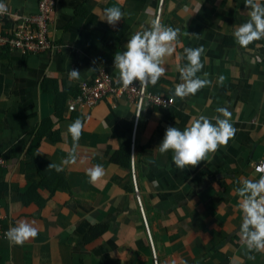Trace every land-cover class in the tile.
<instances>
[{"label": "crops", "instance_id": "1", "mask_svg": "<svg viewBox=\"0 0 264 264\" xmlns=\"http://www.w3.org/2000/svg\"><path fill=\"white\" fill-rule=\"evenodd\" d=\"M2 1L13 15L39 12V0ZM113 5L124 13L115 27L101 20ZM244 5L245 0H56L50 50L3 51L0 221L4 231L21 220L32 222L38 236L23 246L0 236V264H157L156 255L159 264H264V252H249L239 236L243 213L236 189L243 179L260 178L253 165L264 159V40L248 49L236 43L235 27L248 19ZM156 18L180 29L181 45L167 58L165 75L148 86L175 103L146 105L138 117L129 96L107 95L71 110L81 82L102 70L117 82L114 55ZM4 24L6 33L14 22ZM200 46L206 61L197 75L208 73L211 84L182 100L174 95L182 82L177 65L187 63L180 59L184 47ZM73 69L79 79H69ZM218 107L231 113L236 134L210 162L181 171L171 151L159 153L168 127L183 131L193 118L219 115ZM76 119L84 129L74 145L68 127ZM73 149L74 164L59 172L48 167L61 165ZM116 153L120 161L113 159ZM97 164L105 174L91 183L87 172Z\"/></svg>", "mask_w": 264, "mask_h": 264}, {"label": "clouds", "instance_id": "2", "mask_svg": "<svg viewBox=\"0 0 264 264\" xmlns=\"http://www.w3.org/2000/svg\"><path fill=\"white\" fill-rule=\"evenodd\" d=\"M244 6L248 9V19L235 27L233 36L240 48L248 49L253 43L264 40V2L245 0ZM7 13V5L0 2V15ZM123 16L120 7L113 5L104 9L101 20L115 27ZM180 34L179 28L166 26L159 18L153 19L147 28L141 26L140 30L131 35L125 45L126 50L114 55L117 82L125 89L134 82H139L141 89L149 84L155 86L165 75L167 58L172 57L181 45ZM205 51L203 46L183 48L180 59H186L187 63L177 65L182 82L175 86L176 97L183 100L210 86L208 73H203L204 78L197 75L205 66ZM68 75L69 79L80 78V72L75 69L70 70ZM220 81H223V77H220ZM216 112L219 115L211 118L205 115L193 118L183 131L177 127H168L157 147L159 153L167 154L171 151L173 163L181 171L187 167L195 168L202 161L210 162L219 148L226 147L236 134L228 109L218 107ZM83 129L84 124L80 119L69 125L68 132L74 145L78 144ZM76 159L73 149L61 165L50 164L48 167L59 172L63 170V165L74 164ZM104 174V169L99 164L89 168L87 172L91 183H96ZM236 192L239 196L238 207L243 213L239 231L242 246L249 252H264V175L256 180L243 179ZM6 236L12 244L23 246L38 236V229L34 223L21 220L7 231Z\"/></svg>", "mask_w": 264, "mask_h": 264}, {"label": "built area", "instance_id": "3", "mask_svg": "<svg viewBox=\"0 0 264 264\" xmlns=\"http://www.w3.org/2000/svg\"><path fill=\"white\" fill-rule=\"evenodd\" d=\"M0 2H3L0 0ZM4 3V2H3ZM5 4V3H4ZM7 5V4H6ZM56 7V0H39V12L34 16L20 17L13 15L8 8V13L0 15V51L2 49L9 51H18L23 54L40 53L48 51L53 47V42L49 38V26L53 22V12ZM11 20L14 25L8 32H3L4 22ZM79 94L69 103L71 110L78 106H91L96 104L107 95H127L136 102L137 116L139 117L142 108L146 105H156L162 108H168L175 103L174 97L158 95L149 90V86L141 89L139 83L134 82L129 88L125 89L120 83L104 70L99 72L92 80H86L78 86ZM0 159V164H3ZM254 169L259 175H264V159L255 162ZM135 177V171H132ZM136 191L139 190L135 185ZM141 202V197L139 195ZM144 211L143 204L141 202ZM0 221V236L5 235ZM156 263L159 264L156 255Z\"/></svg>", "mask_w": 264, "mask_h": 264}, {"label": "trees", "instance_id": "4", "mask_svg": "<svg viewBox=\"0 0 264 264\" xmlns=\"http://www.w3.org/2000/svg\"><path fill=\"white\" fill-rule=\"evenodd\" d=\"M3 51H4V49H2V50L0 51V55H2V54L4 53ZM128 154H129V149H128ZM113 159H114L115 161H120V160H121V158H120V153H116V154L114 155ZM60 178H61V180L63 181V183L65 184L64 176H60Z\"/></svg>", "mask_w": 264, "mask_h": 264}, {"label": "rangeland", "instance_id": "5", "mask_svg": "<svg viewBox=\"0 0 264 264\" xmlns=\"http://www.w3.org/2000/svg\"><path fill=\"white\" fill-rule=\"evenodd\" d=\"M95 105V104H94ZM92 106V105H91Z\"/></svg>", "mask_w": 264, "mask_h": 264}]
</instances>
